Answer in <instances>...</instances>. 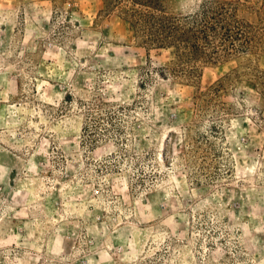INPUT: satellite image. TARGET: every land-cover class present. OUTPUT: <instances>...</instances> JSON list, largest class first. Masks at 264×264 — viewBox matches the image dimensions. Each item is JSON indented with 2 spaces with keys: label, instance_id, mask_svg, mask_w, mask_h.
<instances>
[{
  "label": "rangeland",
  "instance_id": "1",
  "mask_svg": "<svg viewBox=\"0 0 264 264\" xmlns=\"http://www.w3.org/2000/svg\"><path fill=\"white\" fill-rule=\"evenodd\" d=\"M106 1L0 0V264H264V0H161L248 25L210 60Z\"/></svg>",
  "mask_w": 264,
  "mask_h": 264
},
{
  "label": "trees",
  "instance_id": "2",
  "mask_svg": "<svg viewBox=\"0 0 264 264\" xmlns=\"http://www.w3.org/2000/svg\"><path fill=\"white\" fill-rule=\"evenodd\" d=\"M120 1L106 2L118 7ZM120 9L133 20V26L144 32L149 45L173 46L180 59L210 60L221 51L248 48L253 42L247 34L248 25L238 22L234 14L226 19L225 6L217 1H208L185 16L166 14L161 0H129V5Z\"/></svg>",
  "mask_w": 264,
  "mask_h": 264
}]
</instances>
